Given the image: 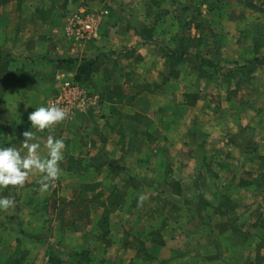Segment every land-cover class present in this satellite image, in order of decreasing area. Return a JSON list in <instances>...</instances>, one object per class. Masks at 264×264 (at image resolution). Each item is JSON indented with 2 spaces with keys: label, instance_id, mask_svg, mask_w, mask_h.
Wrapping results in <instances>:
<instances>
[{
  "label": "crops",
  "instance_id": "crops-1",
  "mask_svg": "<svg viewBox=\"0 0 264 264\" xmlns=\"http://www.w3.org/2000/svg\"><path fill=\"white\" fill-rule=\"evenodd\" d=\"M76 9L108 11L97 39L70 34ZM0 51L28 74L4 90L0 147L30 130L42 156L49 135L65 143L47 191L37 172L0 188L15 198L0 210V264L19 250L23 264L83 251L89 264H264V0H0ZM70 58H99L80 84L92 103L31 129L29 114L77 83L79 63H56ZM85 200L86 222L63 227V201Z\"/></svg>",
  "mask_w": 264,
  "mask_h": 264
},
{
  "label": "clouds",
  "instance_id": "clouds-1",
  "mask_svg": "<svg viewBox=\"0 0 264 264\" xmlns=\"http://www.w3.org/2000/svg\"><path fill=\"white\" fill-rule=\"evenodd\" d=\"M67 118L64 108L49 105L36 107L28 116L31 129L44 131L63 122ZM24 141L21 148L15 146L0 147V188L22 186L33 172L42 174L38 181L40 191H47L50 182L60 174V162L63 160L65 143L63 139L47 137L46 156L40 153L41 145L33 142L35 134L32 130L23 133ZM143 199V197H141ZM15 205V198H0V210H7Z\"/></svg>",
  "mask_w": 264,
  "mask_h": 264
},
{
  "label": "built area",
  "instance_id": "built-area-1",
  "mask_svg": "<svg viewBox=\"0 0 264 264\" xmlns=\"http://www.w3.org/2000/svg\"><path fill=\"white\" fill-rule=\"evenodd\" d=\"M108 11L93 13L89 11H79L71 15L68 19V31L75 39L81 41H92L99 37L105 23ZM93 97L89 91L75 82H64L58 95L51 98L47 106L56 105L65 109L67 117L77 111L86 110L92 103Z\"/></svg>",
  "mask_w": 264,
  "mask_h": 264
},
{
  "label": "trees",
  "instance_id": "trees-1",
  "mask_svg": "<svg viewBox=\"0 0 264 264\" xmlns=\"http://www.w3.org/2000/svg\"><path fill=\"white\" fill-rule=\"evenodd\" d=\"M181 46H183V44H181ZM2 56L3 53L0 51V61H2ZM6 56V55H4ZM171 57L173 56V54L170 55ZM7 57V56H6ZM99 58L94 59V60H86V61H79L78 59H65V60H58L56 61L57 64L59 65H63L65 67L68 68H72L75 64L79 63V65H77V67L75 68V80L77 83L79 84H83L84 82L88 81V79L90 78V76L96 71V66L98 64ZM28 79V74L25 73V71L23 69H19L16 71H10L8 70L7 66H4L2 69H0V104H2V106L4 105L3 102V96H4V90L7 88V84L9 81H16V82H24L27 81ZM24 80V81H23ZM116 90L113 92L114 95H118L119 91L121 92L120 88H115ZM1 110V107H0ZM63 206L64 208H68L71 207L69 210H71L70 212V217H69V222H67L66 220V212H62L60 214L59 219L62 222L63 227L67 228L74 226L77 222H86V219L88 217V202L85 200V202H81V201H74V202H66L63 201ZM65 220H64V219ZM67 223H66V222ZM76 256H78L81 261L79 263L82 262V254H77ZM21 261V260H20ZM7 264H20L19 260H11L9 261Z\"/></svg>",
  "mask_w": 264,
  "mask_h": 264
},
{
  "label": "rangeland",
  "instance_id": "rangeland-1",
  "mask_svg": "<svg viewBox=\"0 0 264 264\" xmlns=\"http://www.w3.org/2000/svg\"><path fill=\"white\" fill-rule=\"evenodd\" d=\"M75 11H78V9H76V10H71V12L70 13H74ZM79 12V11H78ZM188 26L191 24V27L193 28V27H195V30L194 31H192L191 30V34H196L197 33V31H196V27L198 26L199 28H200V30L202 31V32H206V34L208 33V34H211V31L209 32L208 30H209V28H208V26L204 23V21L203 20H201V17H187V23H186ZM197 30H198V28H197ZM60 35H62V34H60ZM201 41H203V39H201ZM198 43H200V45H202V46H205V42L203 41V42H198ZM215 44H217V39L215 40V39H212L211 38V40H210V42H209V45H208V47L210 46V45H215ZM12 61H14L15 62V60L14 59H12L11 57H6V58H4L2 61H0V69H2L4 66H7L8 68L9 67H11L12 66ZM104 62H105V59H102V62H100V64H104ZM109 63V62H108ZM10 69V68H9ZM21 69H23V68H21ZM17 70H19V69H17ZM34 69L33 70H31V73L33 74L34 73ZM31 73H29V74H31ZM0 81H2V80H0ZM49 99H51V98H49ZM49 99H48V101H49ZM48 101H47V103H48ZM47 103H46V107H47ZM4 106V105H3ZM3 106H2V104H0V107H1V110H2V108H3ZM10 187V186H9ZM12 187V186H11ZM89 253H91L90 251H83L82 253H80V254H82V262L81 263H79L78 262V264H89V262H90V258H89ZM63 254H65V253H63ZM66 254H68L67 252H66ZM17 259H19V262H20V264H23V262L25 263L26 261H28V259H27V251L26 250H19L18 252H17ZM21 260V261H20ZM81 260V259H80ZM27 264H33V263H31V262H27Z\"/></svg>",
  "mask_w": 264,
  "mask_h": 264
}]
</instances>
